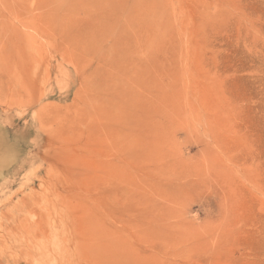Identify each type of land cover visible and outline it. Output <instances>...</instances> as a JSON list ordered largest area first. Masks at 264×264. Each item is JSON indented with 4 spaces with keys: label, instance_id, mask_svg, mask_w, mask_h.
I'll use <instances>...</instances> for the list:
<instances>
[{
    "label": "rangeland",
    "instance_id": "1",
    "mask_svg": "<svg viewBox=\"0 0 264 264\" xmlns=\"http://www.w3.org/2000/svg\"><path fill=\"white\" fill-rule=\"evenodd\" d=\"M0 264H264V0H0Z\"/></svg>",
    "mask_w": 264,
    "mask_h": 264
}]
</instances>
